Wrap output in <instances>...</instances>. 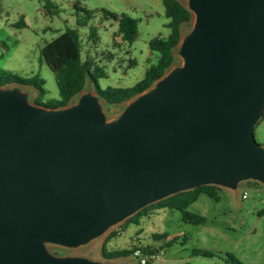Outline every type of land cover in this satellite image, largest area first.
Returning <instances> with one entry per match:
<instances>
[{"label": "water", "instance_id": "95a60500", "mask_svg": "<svg viewBox=\"0 0 264 264\" xmlns=\"http://www.w3.org/2000/svg\"><path fill=\"white\" fill-rule=\"evenodd\" d=\"M169 68L107 119L89 90L62 107L0 85V264H103L58 255L200 185L264 184V0H186Z\"/></svg>", "mask_w": 264, "mask_h": 264}, {"label": "rangeland", "instance_id": "374dc122", "mask_svg": "<svg viewBox=\"0 0 264 264\" xmlns=\"http://www.w3.org/2000/svg\"><path fill=\"white\" fill-rule=\"evenodd\" d=\"M44 2L0 0V70H10L21 77L37 75L42 78L46 89L43 103L55 105L59 95L55 74L42 60L40 49L66 28L78 31L82 57L91 58V62L105 72V77L98 79L102 88L129 87L142 78L148 40L168 33L161 0H48L50 12H46ZM127 3L135 5V9H127ZM103 9L118 14L124 12L138 20V34L130 46L123 44L119 37L114 38L117 23L111 17H103ZM191 24L192 19L183 24L181 34L186 33ZM91 27L95 28L94 36L89 34ZM152 53L157 55V52ZM129 59L131 64L127 65ZM179 64L181 59L176 56L171 67ZM17 86L29 90L30 102H34L36 92L32 87ZM86 90L95 93L89 82L82 92ZM75 99L76 96L72 101ZM101 102L107 119L115 117L125 103L108 105ZM261 118L254 128V136L264 146V119ZM217 195L218 200H215L200 194L188 206V211L204 217L199 224L183 220L178 210L152 209L139 217L138 224L126 218L84 245L50 247V250L58 255L85 256L103 264H138V258L133 254L104 258L101 254L104 244L108 250L132 246L155 248L154 255L149 256L151 264H231L233 261L264 264V214H259L264 209V184L242 181L236 189L220 187ZM163 233L167 234L166 238L153 236ZM171 238L175 240L167 245L166 241ZM192 249H204L210 255H196Z\"/></svg>", "mask_w": 264, "mask_h": 264}, {"label": "trees", "instance_id": "16d2710c", "mask_svg": "<svg viewBox=\"0 0 264 264\" xmlns=\"http://www.w3.org/2000/svg\"><path fill=\"white\" fill-rule=\"evenodd\" d=\"M161 3L164 8V16L167 18L165 26L168 28V33L165 37L155 36L148 40L147 47L150 51L157 52V58L155 62L151 63L145 69L142 78L137 80L133 85L129 87H100L98 79L105 77V72L95 62H91V58L82 57L80 36L78 31L73 28H66L40 49L42 60L55 74L59 95V99L55 105L42 102L46 94V89L44 88V80L37 75L21 77L15 72L2 69L0 70V85L30 86L36 92L33 101L46 107H62L69 104L73 98L84 89L87 82H89L95 93H97L108 105H116L129 100L136 94L147 89L173 65L176 59L174 49L181 37V27L192 19L191 12L179 0H161ZM49 6L48 0H45L43 7L46 12H50ZM85 13L88 14L87 11H85ZM102 13L103 17H111L117 23V28L113 33L114 38L119 37L123 44L130 46L138 34V20L124 12L118 14L103 9ZM19 23H22V21ZM77 23L79 24L80 22L77 20ZM89 34L94 36V27L90 28ZM118 44L120 43H117V46H119ZM262 119H264V112L261 120ZM218 190H220V187L214 185H200L194 189L179 192L153 202L129 216L127 220L138 224L139 217L145 215L148 211L152 209L168 208L180 211L183 220L193 224H199L204 221V217L188 211V206L196 201L200 194H205L218 200ZM259 214H264V209H261ZM114 234L115 233H112V235ZM153 236L160 239L166 238L167 234L163 233ZM174 240L175 238H171L166 241V244L168 245ZM135 250H139L143 257H147L143 264H151L149 256L154 255L155 248L148 246H132L130 249L108 250L104 244L101 247V254L106 259H114L126 257L133 254ZM192 252L196 255H210V253L204 249H192ZM135 257L138 258V264H140L139 257ZM231 264L242 263L233 261Z\"/></svg>", "mask_w": 264, "mask_h": 264}, {"label": "crops", "instance_id": "0c3cea01", "mask_svg": "<svg viewBox=\"0 0 264 264\" xmlns=\"http://www.w3.org/2000/svg\"><path fill=\"white\" fill-rule=\"evenodd\" d=\"M128 4V3H127ZM135 5H129L128 4V6H127V9H129L130 11H132V10H134L135 9V7H134ZM167 35V34H166ZM158 36H160V37H165V36H161V35H158ZM153 53H152V51H150L149 50V48L147 49V53H146V58H145V61H144V71H145V69L151 64V63H153V61H152V58H153ZM155 57V59L157 58V55H155L154 56ZM133 63H136V61H133ZM129 64H131V61H130V59H129V61H128V64L127 65H129ZM141 79V78H140ZM109 264H116V263H114V262H111V263H109Z\"/></svg>", "mask_w": 264, "mask_h": 264}, {"label": "built area", "instance_id": "2783aa9c", "mask_svg": "<svg viewBox=\"0 0 264 264\" xmlns=\"http://www.w3.org/2000/svg\"><path fill=\"white\" fill-rule=\"evenodd\" d=\"M133 255L139 257L140 264H143L145 262V258L143 257L142 253L139 250H135L133 252Z\"/></svg>", "mask_w": 264, "mask_h": 264}]
</instances>
